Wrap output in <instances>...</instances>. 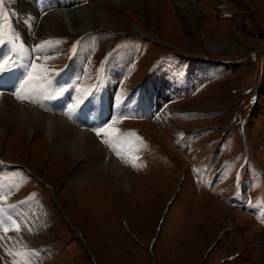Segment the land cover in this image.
Segmentation results:
<instances>
[{
  "label": "rangeland",
  "instance_id": "374dc122",
  "mask_svg": "<svg viewBox=\"0 0 264 264\" xmlns=\"http://www.w3.org/2000/svg\"><path fill=\"white\" fill-rule=\"evenodd\" d=\"M41 1L0 0V40L12 20L15 42L32 56L23 69L15 64L23 106L30 100L44 115L68 106L64 85L37 64L42 52L54 71L70 65L76 87L103 77L104 123L114 129L99 132L98 174L79 182L70 154L39 146L40 132L0 134L14 199L27 201L29 218L49 212L32 243L16 216L0 223V264H264V0H192L191 10L179 0H46L49 10ZM83 5L101 7L106 22L41 35L53 10ZM12 45L0 42V59L15 54ZM118 47L126 50L117 59ZM41 82L46 91L33 94ZM85 100L71 115L97 129V100ZM112 162L128 174V190L106 170Z\"/></svg>",
  "mask_w": 264,
  "mask_h": 264
},
{
  "label": "bare ground",
  "instance_id": "6f19581e",
  "mask_svg": "<svg viewBox=\"0 0 264 264\" xmlns=\"http://www.w3.org/2000/svg\"><path fill=\"white\" fill-rule=\"evenodd\" d=\"M28 1H30L32 4H35L38 0ZM111 1L117 5H122L128 2L129 0ZM179 1L182 5V9H192V0H187L190 2L188 5L183 0ZM41 3L42 5L40 6L43 8L46 7L47 10H49L50 6H52L50 3L46 2V0H42ZM54 3L58 2L55 1ZM93 6L83 5L77 10L69 12L67 10H53V12L49 13L41 22V35L43 37L58 36L59 34L57 32L58 30L56 29V27L64 28V32L66 33H76L78 31L89 30L93 26L94 21H98L99 23L104 24L103 22H106V14L102 9H100L101 7ZM36 8H38V6H36ZM2 25L5 27L4 24ZM12 25L13 24L11 20L10 30L8 32L6 31V35L8 36V38L0 40V42H5L6 45H11L12 43V49L15 50V54L9 52L3 56L1 55L2 57L0 59V69H3V71H0V134L7 135V127L9 126L15 128V131H17L15 133H23L29 138H33L35 134L40 132V134L36 135L35 138H39L42 135L44 136V138H39L40 141L38 142V145L41 146L43 144L41 143V141H45L47 144L48 151L50 150L54 152H59L60 155L61 153L70 154V157L72 158L74 164L72 170H70V177L73 179V181L76 182L85 181L88 177L93 176V174L96 173L98 168H101L103 166L101 162L105 146L101 143L99 135H97V133H109L114 129V127H109L104 123L106 117L109 114V111L104 112L101 107L104 106L106 109L109 110V108H111V105L109 104L106 107V100L103 102L104 98L106 97L105 91H107V89H105V86L101 85V83L103 82V77H101V80L99 81L100 84L98 86H90L84 88L76 87L71 77V75L73 74H70L69 71L70 65L67 64V66L63 67L61 70L54 71L49 66V64L45 62L46 55L41 52L39 56L40 59H38L37 64L45 73H53L49 77L50 80L54 76L56 79L61 81V84L64 85L63 88L65 93H63L62 96L67 99L68 106L64 111H62V113H60V115H44L40 113L41 111H35L33 109L34 107H32L33 104L30 100L26 102V105L28 104V107L25 108V106H23L22 100L17 99L16 96V93H20L22 95L23 89L20 88H24L21 87V85L23 84L25 77L22 74H19L17 76L16 73L18 67H16L15 64L18 65L17 61L19 60L21 64V69H23V66H26L25 64H28L29 60L32 59V56L26 53V49L23 50L21 48L23 44L15 42L11 34V32L14 30ZM1 29L2 27H0V30ZM0 51L2 54L5 53L4 49ZM37 53L39 54L38 51ZM7 58H11L12 60L10 61ZM32 65L33 64L31 63L30 66ZM56 87L59 91L61 90L60 86L56 85ZM89 91L90 94H87ZM82 95L83 97L89 95V100L81 99ZM107 98L108 97H106V99ZM47 100L51 101L50 98H47ZM84 100L85 103H88V106H91V103L97 100V110H92L91 113L88 112L91 115H97L98 113L97 129L90 128L89 124L87 123L90 118L85 119L86 122L83 120L84 122L79 123L76 119L77 117L74 118V116L71 115L75 113L76 109L82 106ZM71 106H74L75 108H71ZM16 136L17 135H14V137L12 138L13 140L15 139L14 141H17ZM115 139L116 138H114V141ZM74 159L78 161L77 165H75ZM1 162L2 166L0 167V223L5 220L9 215L16 216L22 224L23 228L25 229L27 241L32 243L33 238H37V233L39 231L41 232L44 230L45 225L48 222V220L46 219V214L48 215L49 212L48 210L46 211V209L39 210L38 208L36 214L32 212V217L29 218V216L27 215L28 210L26 209L28 206L27 201L16 200L13 197L12 189L15 186L16 178L13 177L12 173L10 172L9 164L6 161ZM109 165L110 166L107 167L106 170L113 172L115 176V184L117 185V187H124L125 190H128L129 178L125 169L121 168L115 162L109 163ZM105 178H107V175L105 176ZM260 240L264 243V232L260 236ZM6 243L10 246L14 244L9 241H6ZM34 251L32 250L27 253H33Z\"/></svg>",
  "mask_w": 264,
  "mask_h": 264
},
{
  "label": "snow or ice",
  "instance_id": "6c2138e0",
  "mask_svg": "<svg viewBox=\"0 0 264 264\" xmlns=\"http://www.w3.org/2000/svg\"><path fill=\"white\" fill-rule=\"evenodd\" d=\"M35 65H33V69H35ZM0 71H3V69H0ZM37 77H33L31 73H29V79L32 80V79H36ZM28 81H25V84H27ZM46 91L45 87H44V84L43 82H41V84L37 85L33 90H32V93L33 94H40V95H43L44 92ZM16 96H17V99H25L26 96L25 95H21L20 93H16ZM101 133H97V135H100ZM5 231H7V229H5Z\"/></svg>",
  "mask_w": 264,
  "mask_h": 264
},
{
  "label": "trees",
  "instance_id": "16d2710c",
  "mask_svg": "<svg viewBox=\"0 0 264 264\" xmlns=\"http://www.w3.org/2000/svg\"><path fill=\"white\" fill-rule=\"evenodd\" d=\"M132 39H135V40H138V41H140V42H144L145 40V38L144 37H142V35L141 36H135V37H133ZM126 50V48H124L123 47V49H120V47H118L117 48V50H118V56H117V59L120 57V54L123 52V50ZM124 50V51H125ZM112 56H113V51L110 53V56H109V59H108V62L110 61L111 62V59H112ZM107 64V63H106ZM134 65H136L134 62H133V60H132V63L131 64H129V66L130 67H133Z\"/></svg>",
  "mask_w": 264,
  "mask_h": 264
},
{
  "label": "water",
  "instance_id": "95a60500",
  "mask_svg": "<svg viewBox=\"0 0 264 264\" xmlns=\"http://www.w3.org/2000/svg\"><path fill=\"white\" fill-rule=\"evenodd\" d=\"M86 32V31H85Z\"/></svg>",
  "mask_w": 264,
  "mask_h": 264
}]
</instances>
